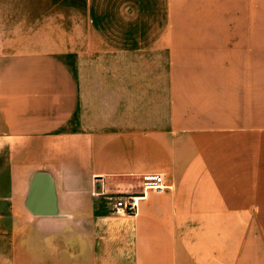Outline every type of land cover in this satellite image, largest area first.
<instances>
[{"label": "crops", "instance_id": "crops-1", "mask_svg": "<svg viewBox=\"0 0 264 264\" xmlns=\"http://www.w3.org/2000/svg\"><path fill=\"white\" fill-rule=\"evenodd\" d=\"M3 151L32 264H264V0H0Z\"/></svg>", "mask_w": 264, "mask_h": 264}, {"label": "rangeland", "instance_id": "rangeland-1", "mask_svg": "<svg viewBox=\"0 0 264 264\" xmlns=\"http://www.w3.org/2000/svg\"><path fill=\"white\" fill-rule=\"evenodd\" d=\"M12 184L7 154L3 151L0 152V264H32L34 257L29 245L37 231L33 228L31 213L44 216L52 213L49 210L51 191L40 194L36 187L25 196L22 187H19L20 193L12 191ZM110 194L111 191H106L104 195L108 199L115 195ZM106 207L114 210L109 201Z\"/></svg>", "mask_w": 264, "mask_h": 264}, {"label": "built area", "instance_id": "built-area-1", "mask_svg": "<svg viewBox=\"0 0 264 264\" xmlns=\"http://www.w3.org/2000/svg\"><path fill=\"white\" fill-rule=\"evenodd\" d=\"M168 186L164 177L157 174H146L142 177L141 193H123L110 196L113 202L114 211L119 214L136 215L139 211L140 203L146 198L148 192L162 193Z\"/></svg>", "mask_w": 264, "mask_h": 264}]
</instances>
